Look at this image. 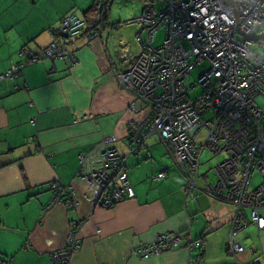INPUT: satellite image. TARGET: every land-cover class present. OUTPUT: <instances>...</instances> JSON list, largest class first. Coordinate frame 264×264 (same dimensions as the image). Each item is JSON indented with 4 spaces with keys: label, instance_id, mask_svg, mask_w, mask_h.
<instances>
[{
    "label": "crops",
    "instance_id": "1",
    "mask_svg": "<svg viewBox=\"0 0 264 264\" xmlns=\"http://www.w3.org/2000/svg\"><path fill=\"white\" fill-rule=\"evenodd\" d=\"M97 1L0 0V76L12 64L27 62L17 84L0 80V264H53L51 254L64 248L74 221L84 223L70 264H236L252 259L264 264V230L250 224L238 233L244 252L232 258L225 248L232 207L198 190L186 193L173 161L176 169L162 170L168 162L156 147L157 137L130 152L128 127L143 123L151 110L116 80L115 73L127 68L121 58L125 51L99 28L101 35L89 44L80 35L59 36L64 18L71 15L94 24L103 18L104 30L109 29L114 0L102 18L95 11ZM125 3L134 5V16L147 5L145 0ZM114 23L111 29L118 30L121 22ZM54 41L73 52L75 62L46 57ZM20 85L27 89H17ZM81 116L87 118L76 122ZM111 135L127 156L135 198L105 209L87 199L92 188L78 179L79 157L96 151L101 139ZM202 177L204 183L213 178ZM53 182L73 187L76 210L48 208ZM167 232L202 246L192 252L183 243L149 259L135 255L138 247Z\"/></svg>",
    "mask_w": 264,
    "mask_h": 264
},
{
    "label": "built area",
    "instance_id": "2",
    "mask_svg": "<svg viewBox=\"0 0 264 264\" xmlns=\"http://www.w3.org/2000/svg\"><path fill=\"white\" fill-rule=\"evenodd\" d=\"M146 2L155 8L129 22L141 26L135 37L140 52H122L121 58L129 67L115 74L118 84L151 110L143 123L129 125L130 152L139 150L148 138L157 137L178 167L186 193L198 190L232 207L225 248L235 259L244 252L237 234L250 224L264 230V58L252 51L254 40L250 39L264 33V0ZM97 5L101 6V2ZM86 27L84 20L71 15L64 18L60 35L70 39L81 35ZM161 31L164 38L156 46L155 36ZM98 35L88 31L86 44ZM45 56L75 62L73 52L58 41L49 45ZM204 62L210 68L186 88L184 82L190 73ZM26 65L27 62L12 64L0 80L17 84ZM16 88L27 89L26 85ZM197 90L200 94L191 96ZM86 118L81 116L76 122ZM201 132H205L204 140ZM116 142V136H105L96 151L79 157L78 179L92 188L87 199L94 207L110 209L135 198L128 179L127 156L116 148ZM204 149L214 156L226 157L213 168V180L200 187ZM254 177L260 180L256 186L251 185ZM50 189L53 198L48 208L77 209L72 186L53 182ZM83 223L73 222L64 248L51 254L53 264H70L80 248L79 229ZM182 243L181 234L163 233L138 247L135 255L149 259L177 249ZM188 248L193 251L199 243L189 244ZM235 262L258 264L256 259Z\"/></svg>",
    "mask_w": 264,
    "mask_h": 264
},
{
    "label": "rangeland",
    "instance_id": "3",
    "mask_svg": "<svg viewBox=\"0 0 264 264\" xmlns=\"http://www.w3.org/2000/svg\"><path fill=\"white\" fill-rule=\"evenodd\" d=\"M124 2V3H123ZM138 2V1H137ZM134 5H126L125 0H114L112 4L110 5L107 21L109 24V29L104 30L103 24L99 26L98 28L103 30V32H108L111 34V41L118 50H123L127 53H133L138 55L139 54V47L137 46V43L135 41L134 35L135 31L138 28V24L131 23V24H123L122 21H126L127 19H135L140 16L133 15V12H135L136 8L133 7ZM136 6V5H135ZM125 15V16H124ZM128 15V16H127ZM132 15V16H131ZM125 17V18H124ZM128 17V18H127ZM131 17V18H130ZM121 22L119 25L120 28L118 30H113L111 27L114 22ZM105 23V22H104ZM97 28V29H98ZM164 38V33L161 31L155 36L154 45H159L162 43V40ZM252 51L256 53L257 55L264 58V37L254 40V45L252 46ZM210 68V65L208 62L200 63L197 65V67L190 73V76L186 79L184 82V86L188 88L191 84H194L200 75H202L205 71H207ZM200 94V90H197L192 93L191 96H197ZM200 136H203V139L205 138V132H201ZM202 140H199L200 142ZM156 147L159 151H162L166 161L168 163H165L162 170H169V169H176V166L173 164L167 150L165 149L163 144H156ZM226 157L225 155L220 156H214L209 149H204L201 158H200V175H206L209 178L213 177L212 171L213 168L219 164V162ZM151 172V171H150ZM152 173V172H151ZM213 180V178H212ZM260 183L259 178L254 177L252 180V186H256ZM200 185H204V179L203 177L200 179Z\"/></svg>",
    "mask_w": 264,
    "mask_h": 264
},
{
    "label": "trees",
    "instance_id": "4",
    "mask_svg": "<svg viewBox=\"0 0 264 264\" xmlns=\"http://www.w3.org/2000/svg\"><path fill=\"white\" fill-rule=\"evenodd\" d=\"M98 1H100L101 2V6H98L97 5V8L98 9H95V11H98L99 10V16L102 18L104 15H106L105 13H106V11H107V8H108V5H110V1H112V0H98ZM97 1V2H98ZM145 2H146V0H145ZM146 7H145V9L143 10V11H146V10H152L153 8H155V7H151V6H149V4L146 2ZM104 11V12H103ZM142 11V12H143ZM141 12V13H142ZM105 17V16H104ZM102 21H103V18H102V20L100 21V23H98L97 24V20H96V24H94L95 22H89V20H87V19H85L84 20V22L86 23V29H85V31L80 35V36H83L84 38H85V35H86V33L88 32V31H96V32H98V34L99 35H101V32L99 31V30H97V28L99 27V26H101L102 25ZM104 26V25H103ZM109 26V25H108ZM107 25H106V27H108ZM113 26H115V24H113ZM87 31V32H86ZM98 35V36H99ZM59 36H61L60 34H59ZM61 37H63V38H65V39H68V38H66V37H64V36H61ZM60 43V42H59ZM61 44V43H60ZM89 44V43H88ZM62 45V44H61ZM47 57V56H46ZM49 58V57H48ZM53 60V59H52ZM128 67H129V65H127V68L125 69V70H127L128 69ZM125 70H123V71H125ZM123 71H118V72H123ZM116 74V73H115ZM214 178V177H213ZM201 179V178H200ZM200 179H199V186L200 187H204L205 186V184H206V182H208V180H206L205 181V183H204V185L202 186V185H200ZM207 179V178H206ZM212 181V180H211ZM204 194V193H203ZM207 196V195H206ZM210 198V197H209ZM212 199V198H211ZM228 205V204H227ZM230 206V205H229ZM229 225H230V223H229ZM185 241V239H184V237H183V243L184 244H187L188 243V245L189 244H196V243H199V248H195V249H200L201 248V246H202V242H191L190 240H188V242L187 243H185L184 242ZM183 243L181 244V246L180 247H182V245H183ZM179 247V248H180ZM178 249V248H177ZM195 249L193 250L194 252H195ZM175 250V249H174ZM172 251V250H171ZM192 251V252H193ZM199 258H201V254L198 256Z\"/></svg>",
    "mask_w": 264,
    "mask_h": 264
},
{
    "label": "water",
    "instance_id": "5",
    "mask_svg": "<svg viewBox=\"0 0 264 264\" xmlns=\"http://www.w3.org/2000/svg\"><path fill=\"white\" fill-rule=\"evenodd\" d=\"M262 37H264V33H262V34H260V35H257V36H254V37H252V38H250L251 40H257V39H260V38H262ZM54 60V59H53Z\"/></svg>",
    "mask_w": 264,
    "mask_h": 264
}]
</instances>
